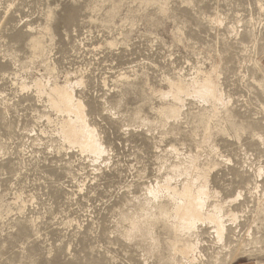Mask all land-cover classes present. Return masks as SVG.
Masks as SVG:
<instances>
[{
    "label": "rangeland",
    "instance_id": "obj_1",
    "mask_svg": "<svg viewBox=\"0 0 264 264\" xmlns=\"http://www.w3.org/2000/svg\"><path fill=\"white\" fill-rule=\"evenodd\" d=\"M0 264H264V0H0Z\"/></svg>",
    "mask_w": 264,
    "mask_h": 264
},
{
    "label": "bare ground",
    "instance_id": "obj_2",
    "mask_svg": "<svg viewBox=\"0 0 264 264\" xmlns=\"http://www.w3.org/2000/svg\"><path fill=\"white\" fill-rule=\"evenodd\" d=\"M205 87H203L204 88V92L205 93H208L209 95H211L212 94V92H213V86H212V83L210 82V81H206L205 82ZM56 90H58V89H56ZM215 90V89H214ZM200 91H201V89H200ZM201 94V93H200ZM204 93H202V95H203ZM207 94V95H208ZM206 95V94H205ZM208 95V96H209ZM212 96V95H211ZM214 97V96H213ZM69 95H68V93H64L63 92V95H62V97L61 98H59V104L57 105L58 106V108H66L67 107V103L69 102ZM68 99V100H67ZM71 100V99H70ZM68 101V102H67ZM71 107V106H70ZM70 109V108H69ZM69 123H71V122H69ZM68 124V123H67ZM69 125V124H68ZM65 126L64 127V130H65V134H66V136L68 137V139H71V140H79L80 141V137H78L77 136V134H76V131H75V129L72 127V126ZM82 131V130H81ZM89 133V132H88ZM82 135V134H81ZM93 135V134H92ZM87 136V135H86ZM83 139V138H82ZM92 140V139H91ZM78 141V142H79ZM84 142V144L85 145H89V141H90V136H89V138L87 137L85 140H83ZM81 142H82V140H81ZM92 142V141H91ZM90 142V146H91V144L93 143H91ZM80 143V142H79ZM96 145V144H95ZM92 147V146H91ZM95 147V146H94ZM96 148V147H95ZM98 148V147H97ZM99 149V148H98ZM97 149V150H98ZM96 150V149H95ZM93 151V150H92ZM187 191H185L184 193H186ZM206 194V193H205ZM201 195V191H199V194L197 195V196H193V195H191V194H187V198H188V200H187V204H186V206H185V208L184 209H182V210H180V211H178V214H179V216H180V222H181V225H183V228H188V227H190V219H192V218H195V219H198L200 216H201V213H202V211H201V204H200V201H199V196ZM202 203V202H201ZM210 218H211V220H213L214 222L215 221H217V224L219 223L218 222V217L216 216V215H212V216H210ZM194 219V220H195ZM193 220V219H192ZM193 220V221H194ZM216 223V222H215ZM191 248V247H190ZM181 253L183 254V257H188V255L190 254V249L188 248V247H185L183 250H181Z\"/></svg>",
    "mask_w": 264,
    "mask_h": 264
}]
</instances>
